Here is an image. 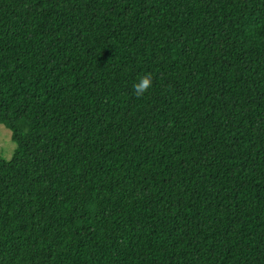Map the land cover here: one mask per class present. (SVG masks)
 <instances>
[{
	"label": "trees",
	"instance_id": "obj_1",
	"mask_svg": "<svg viewBox=\"0 0 264 264\" xmlns=\"http://www.w3.org/2000/svg\"><path fill=\"white\" fill-rule=\"evenodd\" d=\"M0 124V264H264V0H0Z\"/></svg>",
	"mask_w": 264,
	"mask_h": 264
},
{
	"label": "rangeland",
	"instance_id": "obj_2",
	"mask_svg": "<svg viewBox=\"0 0 264 264\" xmlns=\"http://www.w3.org/2000/svg\"><path fill=\"white\" fill-rule=\"evenodd\" d=\"M16 151V144L12 140L11 131L0 124V158L10 161Z\"/></svg>",
	"mask_w": 264,
	"mask_h": 264
},
{
	"label": "clouds",
	"instance_id": "obj_3",
	"mask_svg": "<svg viewBox=\"0 0 264 264\" xmlns=\"http://www.w3.org/2000/svg\"><path fill=\"white\" fill-rule=\"evenodd\" d=\"M152 86V76L151 74H146L139 79V82L133 85L134 94L137 97L142 96L145 92H147Z\"/></svg>",
	"mask_w": 264,
	"mask_h": 264
}]
</instances>
